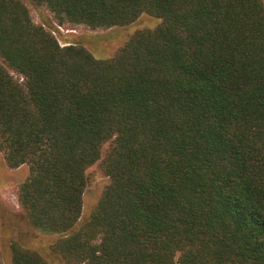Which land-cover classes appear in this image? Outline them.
I'll return each mask as SVG.
<instances>
[{"label":"trees","instance_id":"obj_1","mask_svg":"<svg viewBox=\"0 0 264 264\" xmlns=\"http://www.w3.org/2000/svg\"><path fill=\"white\" fill-rule=\"evenodd\" d=\"M28 1L59 25L162 20L103 59L0 0V152L28 164L19 202L58 234L51 251L65 264H264V0ZM98 161L110 182L83 219ZM11 252L50 264L18 240Z\"/></svg>","mask_w":264,"mask_h":264},{"label":"rangeland","instance_id":"obj_2","mask_svg":"<svg viewBox=\"0 0 264 264\" xmlns=\"http://www.w3.org/2000/svg\"><path fill=\"white\" fill-rule=\"evenodd\" d=\"M24 1L36 23L43 22V14L51 17L57 29L53 33L63 45L66 44V40L78 41L90 49L97 58L103 59L112 57L138 30L154 29L162 22L157 16L144 14L128 25L112 28L91 29L83 24L59 25L45 6L37 8L30 1ZM110 143L111 141H108L103 145L102 157ZM29 173L28 164L9 168L4 154L0 152V262L12 264L11 243L18 240L25 247L41 252L50 264H65L64 260L50 249L58 234L44 233L34 228L19 202V185ZM87 175L88 183L83 196V219L93 211L110 182V177L100 168V161L87 169Z\"/></svg>","mask_w":264,"mask_h":264},{"label":"built area","instance_id":"obj_3","mask_svg":"<svg viewBox=\"0 0 264 264\" xmlns=\"http://www.w3.org/2000/svg\"><path fill=\"white\" fill-rule=\"evenodd\" d=\"M54 32V31H53Z\"/></svg>","mask_w":264,"mask_h":264}]
</instances>
